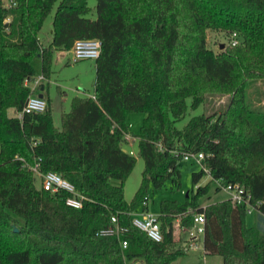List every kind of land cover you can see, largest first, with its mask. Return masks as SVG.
<instances>
[{
	"label": "trees",
	"instance_id": "trees-1",
	"mask_svg": "<svg viewBox=\"0 0 264 264\" xmlns=\"http://www.w3.org/2000/svg\"><path fill=\"white\" fill-rule=\"evenodd\" d=\"M16 2L11 9L0 2V264H172L185 253L181 231L198 213L204 254L223 264H264V233L246 223L248 204L264 215V0H96L94 17L88 0ZM53 9L44 43L38 32ZM208 31L225 33L227 44L214 52ZM77 39L101 42L93 94L73 97L59 126L48 101L18 118L27 97L40 84L45 89L54 52L71 50ZM37 57L43 79L31 90L25 80H35ZM226 94L221 111L204 109L177 128L188 98L191 108H205ZM132 112L145 114L136 135L144 168L127 202L124 182L135 158L123 143ZM199 152L193 188L208 174L210 182L241 187L249 201L201 206L210 182L197 186L181 204L161 203L162 240H151L130 213L147 210L150 184H179L183 155ZM35 166L70 182L81 208L66 205L65 190L38 187ZM112 217L126 248L98 234Z\"/></svg>",
	"mask_w": 264,
	"mask_h": 264
},
{
	"label": "rangeland",
	"instance_id": "rangeland-1",
	"mask_svg": "<svg viewBox=\"0 0 264 264\" xmlns=\"http://www.w3.org/2000/svg\"><path fill=\"white\" fill-rule=\"evenodd\" d=\"M96 0H88V5L92 8V17ZM54 9L44 21L38 36L42 38L44 43L51 39V27ZM227 36L225 33L208 31L207 46L214 52L219 50L220 44H227ZM37 77L41 73L40 59L37 57L32 62ZM95 82V59L86 58L78 61H72V51L56 50L53 54V62L51 73L48 80H44L45 89L42 91L43 99L50 102L52 107V117L56 126L60 125L61 113L67 112L70 109V103L75 96H91L94 92ZM263 87V85H262ZM37 95V91L34 93ZM229 95L212 97L209 99L205 108L200 105L196 108H191V99H187V110L184 116L176 122L177 128L181 129L188 120L195 116L206 112L216 110L221 111L228 102ZM264 102V101H263ZM9 115H13L12 110H9ZM145 114L142 112H132L127 116V123L130 134L126 136L127 141L123 143V148L135 158V163L124 182V198L130 202L137 189L140 186L142 179V171L144 162L139 154L137 134L142 125ZM201 169V162L194 160H181L179 162L180 178L179 184H174L170 180H166L160 187H153L150 184L147 188L148 193V212L158 215L160 205L163 201H175L178 204L183 203L186 197L189 196L193 188L192 173L198 172ZM210 182L208 174H204L199 182L194 186H203ZM36 185L41 186L40 178H37ZM216 187H219L217 190ZM229 197V193L223 189V185L218 182L211 181L209 184L208 193L201 196L198 202L201 206L225 199ZM246 223L249 226H257L264 233V215L253 209L251 213L246 215ZM181 244L185 250L184 255L175 259L172 264H223L222 257L219 255H206L203 251L202 239L199 237L193 243L196 247H188L189 236L188 232L181 231ZM183 243V244H182Z\"/></svg>",
	"mask_w": 264,
	"mask_h": 264
},
{
	"label": "built area",
	"instance_id": "built-area-1",
	"mask_svg": "<svg viewBox=\"0 0 264 264\" xmlns=\"http://www.w3.org/2000/svg\"><path fill=\"white\" fill-rule=\"evenodd\" d=\"M5 9H11L16 6V0H0ZM6 20H10L9 17ZM238 43L237 34L232 33V38L230 40L231 45H236ZM101 42L98 39H77L74 41L71 48L72 51V61H78L81 59L92 58L96 59L100 52ZM43 79L42 75L35 78L33 82L25 80V85H27L31 90L38 88L40 81ZM46 102L43 98L38 97V95L30 94L21 111L16 115L21 118L26 113L40 112L45 109ZM203 153H186L183 155L182 160H194L196 162H201L203 159ZM33 171L37 174L38 178L41 180V188L51 193H56L59 190H65L71 194L65 200L66 205L79 209L82 206L81 196L76 192L74 186L68 182L66 179L62 178L58 173L53 171L39 172L37 167H32ZM204 170H206L204 168ZM223 189L229 193V198L236 203H247L250 196L244 195L243 189L237 185L227 184L223 185ZM147 205L146 201L142 202V207ZM253 207L248 204L247 212L251 213ZM132 224L138 229L145 232L147 237L156 242L162 240V232L160 228V223L158 216L140 208L139 210L132 211L131 213ZM193 226L188 230L189 243L188 247H196L193 241H196L199 237H202L204 232V215L198 213L193 218ZM122 233V228L118 225L115 217L111 218V224L108 227L100 229L98 234L103 236H116L120 240L122 248L127 247V240L120 239V234Z\"/></svg>",
	"mask_w": 264,
	"mask_h": 264
},
{
	"label": "water",
	"instance_id": "water-1",
	"mask_svg": "<svg viewBox=\"0 0 264 264\" xmlns=\"http://www.w3.org/2000/svg\"><path fill=\"white\" fill-rule=\"evenodd\" d=\"M223 46H224V44H220L219 48H223ZM43 88H44L43 84H40V88H39L40 92L38 93V97H40V98H43V96H44L42 93Z\"/></svg>",
	"mask_w": 264,
	"mask_h": 264
},
{
	"label": "crops",
	"instance_id": "crops-1",
	"mask_svg": "<svg viewBox=\"0 0 264 264\" xmlns=\"http://www.w3.org/2000/svg\"><path fill=\"white\" fill-rule=\"evenodd\" d=\"M50 32H51V31H50ZM39 75H41V74H39ZM39 75H38V76H39ZM127 139H128V138H127ZM225 199H226V198H225ZM222 200H224V199H222ZM219 201H221V200H219ZM216 202H217V201H216ZM200 238H201V237H200Z\"/></svg>",
	"mask_w": 264,
	"mask_h": 264
}]
</instances>
